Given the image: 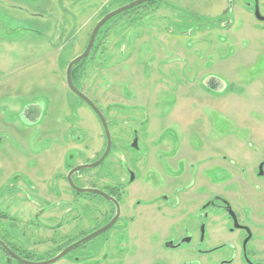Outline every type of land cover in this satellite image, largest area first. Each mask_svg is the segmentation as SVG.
<instances>
[{
    "label": "rangeland",
    "instance_id": "rangeland-1",
    "mask_svg": "<svg viewBox=\"0 0 264 264\" xmlns=\"http://www.w3.org/2000/svg\"><path fill=\"white\" fill-rule=\"evenodd\" d=\"M131 1L0 0V41L26 38L23 23L56 47L58 63L55 74H40L53 60L23 67L15 53L2 62L0 51V66L15 70L10 78L0 76V100L35 95L33 104L36 95L41 98L29 121L28 111L20 124L0 119V240L32 261L55 256L111 215V204L101 196L74 195L64 181L55 187L52 182L60 171L92 162L102 152L101 122L70 91L65 70L84 51L95 24ZM228 7V0H154L102 25L76 84L103 114L112 149L100 168L80 174L77 183L120 185V216L112 228L49 264L207 262L191 246L166 249L161 242L181 236L186 227L194 239L198 235L200 218L189 211L194 201L182 192L187 203L175 196L187 184L186 163L212 153L240 158L243 148L264 146V22L242 0ZM10 48L19 50L16 44ZM134 131L138 148H131ZM35 163L46 170V184L40 185ZM128 169L136 177L131 185ZM212 172L219 180L218 169ZM17 174L28 180H15ZM193 193L198 200L204 196ZM207 227L206 241L225 238L221 228ZM0 264L23 263L0 247Z\"/></svg>",
    "mask_w": 264,
    "mask_h": 264
},
{
    "label": "flooded vegetation",
    "instance_id": "flooded-vegetation-1",
    "mask_svg": "<svg viewBox=\"0 0 264 264\" xmlns=\"http://www.w3.org/2000/svg\"><path fill=\"white\" fill-rule=\"evenodd\" d=\"M228 1H229L228 10H231L234 0H228ZM242 1L245 9L249 10L250 14L253 16L255 20L259 22H264V12H262L264 9V0H242ZM225 89L226 87L223 90L225 91ZM75 96L78 97L80 100H82L76 94ZM82 102L86 104L83 100ZM93 113L95 114L94 111ZM103 135L105 138V143L103 144L102 152L99 153L98 157L94 161L98 160L105 151L106 143H107L105 132L103 133ZM110 141H111V135H110ZM134 142L136 146H133ZM62 143L63 142H61V144ZM58 144L60 143H55V145ZM137 144H138V136L136 131H134L131 148H138ZM111 149H112V141L108 154L103 159V161L100 162L95 167L100 168L105 163V160H107L108 156L110 155ZM36 152H39V150H36ZM239 154H240V158L237 157L235 159H232V157L226 154L220 156V154L214 155L212 153L206 157H202V158L200 157L199 160L192 162L189 161L188 163H186L187 173H188L186 176L188 179L185 182H187V184L179 188L175 196L177 200L181 199V202L185 203L186 202L185 199L179 197L180 192H182L183 196L187 198V201L189 200L194 201L195 206L193 209L189 211L195 213L196 216L200 218L199 227L197 229L198 235L194 239L193 231L190 228L186 227L183 231V234L179 237H176L175 235H173L172 237H165L161 242L164 248L180 249L183 245H186L187 247L191 246L197 255L206 257L207 262L205 264H264V146L262 145V147L260 148L246 147L243 148L242 151L240 150ZM87 163H91V162H83L75 166H71L70 168H68L67 172L65 173L60 171L57 177L52 182L53 187L57 186V183H59L58 180L62 182L64 181L67 184V186L70 188V190L74 191V195H77V193H87V194L89 193L93 195L97 194L101 196L105 201L110 203L112 206L111 215L98 229L104 227L114 218L118 207L119 209L118 218L108 228L110 229L119 219L120 216L119 202H121V200L123 199L122 197L123 193L121 194L123 190L120 189V185L101 186L97 184L93 186L94 184L88 185V183L86 182H84L85 185H79L77 181L80 179H77V177L80 174H84L89 170L94 169L95 167L81 169L74 172L73 175L71 176V181L76 187L95 188L100 190L104 194H98L93 192H79L75 190L70 185L68 174L74 167ZM38 164L39 163H35L33 165V168L34 167L36 168L34 170L36 172V177L40 185H43L46 184V182H48L49 180H47L46 176H44V172L46 170L43 171V169L39 168ZM202 164H204V166L200 168ZM216 169H218L217 179L219 180H214V176H212L214 174V172L212 171ZM127 171L130 176L127 183L131 185V183L134 182L136 177L130 169H128ZM220 171L224 173L220 174ZM178 175L180 176V174ZM17 177H22L21 180H25V181L28 180V178L23 174L22 176L21 174L15 175L14 179L16 180ZM51 177L54 178L53 176ZM195 190L196 192L198 191V195L204 194V196L199 198L198 200L196 194L193 193ZM190 193H193L194 195ZM105 195L111 197L112 199H108ZM159 198L168 199V197L166 196L164 197V195L159 196ZM180 207L183 206L181 205L179 206V208ZM173 210L174 212L177 211V209H173ZM208 223H211L213 226H216V228L218 229L221 228L220 230H223L226 233L225 238L222 237V239L220 240L221 242L206 241V232L208 228L207 227ZM127 238L128 237H126V239ZM137 239H138V235L137 237L135 235V238L133 240H136V243H137ZM73 243L74 242L69 243L68 245H66V247ZM136 243L133 244L134 247H136V245L138 244ZM78 245H81V243L77 244L76 246ZM64 248L65 247H63L62 249ZM62 249H60L58 252H60ZM150 264H170V263L168 262V260L165 262L163 259L158 258L152 261ZM175 264H191V260H180Z\"/></svg>",
    "mask_w": 264,
    "mask_h": 264
},
{
    "label": "crops",
    "instance_id": "crops-1",
    "mask_svg": "<svg viewBox=\"0 0 264 264\" xmlns=\"http://www.w3.org/2000/svg\"><path fill=\"white\" fill-rule=\"evenodd\" d=\"M21 24V23H20ZM23 24V23H22ZM22 27H24V30L27 31L28 36L26 38H17L13 37L11 38V40H1L0 41V46L3 45L4 43H7V46H2L1 48V52L4 53V55L2 56V53H0V57L2 56V62L7 63L6 59L9 58L11 55H15L19 56L20 58V62L21 65L24 63L27 64L25 66H28L32 63L35 64H39L38 62L41 61H50L53 60V67L50 68L48 71L45 69H41L39 73L40 74H52V73H56L57 69H58V63H57V59H55V55L52 53H55L54 51H56V47L55 49L53 47H51V44L48 41H42L41 37L42 36L40 33V30H36V28H29L26 27L25 25H22ZM32 33V34H31ZM16 44L19 47V50H16L14 52H12L13 50L10 47H13V45ZM7 47V51L5 52L4 49ZM14 58V57H13ZM24 65H22L23 67H25ZM4 66L2 65L0 66V76L1 78H5V76H8L9 78L11 77L12 72L11 70H8V66L6 65V69L4 70ZM48 68L50 67V64H47ZM41 76V75H40ZM63 83V82H62ZM48 89V88H47ZM46 93V92H45ZM39 95V94H38ZM37 96V100L35 102H33V104H31V101L35 95H33V97L31 99L29 98H25V99H11L10 96H7L6 99H1L0 100V107L2 109H0V119H2L5 123H9V124H20L23 121V118H25L26 116V112H27V117L29 118L28 121L30 120L31 116L33 115V113H36L34 109L35 106H42L40 105V97ZM39 99V101H38ZM35 105V106H33ZM63 111V109H60L59 113L61 114ZM8 113V115L6 116V113ZM46 113V111L44 112ZM49 114V112H48ZM44 123V122H43ZM40 129V128H39ZM48 150V149H46Z\"/></svg>",
    "mask_w": 264,
    "mask_h": 264
},
{
    "label": "water",
    "instance_id": "water-1",
    "mask_svg": "<svg viewBox=\"0 0 264 264\" xmlns=\"http://www.w3.org/2000/svg\"><path fill=\"white\" fill-rule=\"evenodd\" d=\"M150 0H133L123 6H120L108 13H106L93 27L88 42L86 44V47L84 49V51L76 56L75 58H73L67 65L66 70H65V81L66 84L68 86V88L70 89V91H72L73 93H75L77 96H79L96 114V116L98 117V119L101 122V125L103 127V130L105 132V136H106V148L104 153L102 154V156L91 163H87V164H83V165H78L76 167H74L68 174V178H69V182L70 185L77 191L79 192H93V193H98V194H104L102 193L100 190L95 189V188H79L76 187L73 182L71 181V176L73 175L74 172L81 170V169H87V168H93L95 166H97L100 162L103 161V159L106 157V155L108 154L109 150H110V146H111V141H110V134H109V130H108V125L107 122L103 116V114L100 112V110L95 106V104L87 97L85 96L78 88H76V86L74 85L73 81H72V77H71V71L72 68L74 66V64L78 63L79 61L83 60L84 58H86L92 48V45L94 43L95 37L97 35V32L99 30V28L107 21L109 20L111 17L126 11L130 8H133L137 5H140L142 3L148 2ZM133 146H136L135 142L133 143ZM108 199H112L111 197H108L107 195H105ZM119 215V209L117 207V211H116V215L114 216V218L108 223L106 224L104 227L92 232L91 234H89L88 236L81 238L80 240H78L77 242H74L73 244L65 247L64 249H62L60 252H58L55 256L47 259V260H43V261H31L25 258H22L20 256H18L16 253H14L12 250H10L8 248V246H6V244H4L1 240H0V246L6 251V253L9 255L10 258L15 259L17 261H19L20 263L23 264H49L52 262H55L57 260H59L60 258H62L65 254H67L74 246H76L79 243L84 242L86 239H89L103 231H105L106 229H108L118 218Z\"/></svg>",
    "mask_w": 264,
    "mask_h": 264
},
{
    "label": "trees",
    "instance_id": "trees-1",
    "mask_svg": "<svg viewBox=\"0 0 264 264\" xmlns=\"http://www.w3.org/2000/svg\"><path fill=\"white\" fill-rule=\"evenodd\" d=\"M154 0H150V1H148V2H153ZM148 2H145V3H148ZM134 8V7H133ZM132 8H130V9H128V10H126V11H123V12H121V13H119V14H117V15H115V16H118V15H120V14H123V13H125V12H127V11H129V10H131ZM115 16H113V17H111L109 20H111V19H113ZM109 20H107L104 24H106ZM104 24H103V26H104ZM103 26H101L100 28H99V30H98V32H97V34L100 32V29L103 27ZM85 59H83V60H81V61H79L78 63H76V64H74V66H73V68H72V71H71V76H72V81H73V83H74V85L77 87V84H76V81H77V70L79 69V67L82 65V63H83V61H84ZM93 186H95V185H93ZM69 243H67L66 245H68ZM65 245V246H66ZM1 247V246H0ZM63 248V247H62ZM4 250V249H3ZM5 251V250H4ZM13 251L14 252H16L19 256H21V257H23V258H25V259H28V260H34V259H31V257L29 256V254H27V253H19V252H17V250L15 251V249L13 248ZM37 260V259H36Z\"/></svg>",
    "mask_w": 264,
    "mask_h": 264
}]
</instances>
